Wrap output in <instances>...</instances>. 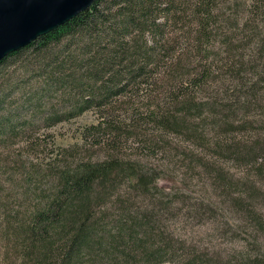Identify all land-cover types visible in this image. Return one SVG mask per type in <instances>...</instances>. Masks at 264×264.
I'll return each instance as SVG.
<instances>
[{
    "label": "trees",
    "instance_id": "obj_1",
    "mask_svg": "<svg viewBox=\"0 0 264 264\" xmlns=\"http://www.w3.org/2000/svg\"><path fill=\"white\" fill-rule=\"evenodd\" d=\"M174 27L193 34L187 42L194 49L195 59L201 62L197 66L202 71L191 79L200 84L209 79L212 71L224 66L231 69V80L238 84L237 92L230 99L220 97L213 102H209L212 97L196 102L192 98L176 97L174 106L152 108L147 117L153 126L151 139H156L157 132L182 133L184 140L209 150L215 158L242 160L243 154L252 151L255 162L257 156H262L258 151L261 145H253L249 150L245 144L222 140L219 129L235 126L238 110H245L250 102L264 107V0H94L88 9L63 25L6 56L0 61V72L25 53L39 61L45 59L47 68L42 69L45 71L38 78L33 77L38 86L34 85L27 101L34 100L37 105L45 96L57 94L65 86L74 91L68 100L72 105L67 102L62 108H54V104L47 107L51 113L42 120L44 126H49L94 105H106L111 98L123 94L133 80L155 72L160 62L176 51L175 45H169V30ZM77 33L81 35L79 40H75ZM53 47V55L47 60L45 52ZM75 51L79 53L74 55ZM58 52L60 55L65 52L64 57H57ZM231 61L238 66L233 67ZM217 62L221 66L214 65ZM62 64L69 67L58 69ZM74 68L78 70L77 78L69 73ZM55 70L58 75L54 74ZM185 78V73L180 75V84ZM83 82L90 83L91 90L83 89ZM5 95L0 96V106L6 102ZM190 112L195 114L191 116ZM10 119L0 110V133L11 127ZM197 119L209 137L197 134L199 125L194 121ZM118 129L111 122L100 120L85 127L81 139L86 142L90 130H96L93 141L110 142L113 148L114 142L125 136ZM53 168L52 193L38 198L39 203L26 222L10 223L11 240L17 249L13 253L21 264H69L72 257H76L73 264H107L106 258L110 264H161L173 259L176 264H218L223 259L206 260L174 248L161 227L164 211L146 209L153 206L151 201L144 207L137 202L126 203L120 209L125 212L117 218L103 226L99 222L103 219L96 217V208L111 198L107 190L114 186L119 189L120 180L127 181L136 194L148 196L149 200L159 196L157 181L162 172L159 168L117 156L72 161ZM217 169L220 170L214 169L217 180L229 190H237V195L232 197L234 205L239 206L252 225L238 235L240 248L225 264H264V214L238 193L239 189L244 190L237 185L241 184L238 180L230 173L229 177L223 176L221 169ZM252 185L264 195L256 184L252 182ZM95 228L101 234L90 236ZM243 240L247 241L246 245ZM4 263H8L7 257Z\"/></svg>",
    "mask_w": 264,
    "mask_h": 264
},
{
    "label": "rangeland",
    "instance_id": "obj_2",
    "mask_svg": "<svg viewBox=\"0 0 264 264\" xmlns=\"http://www.w3.org/2000/svg\"><path fill=\"white\" fill-rule=\"evenodd\" d=\"M182 31L175 30V27L169 30V45H175L176 51L168 60L161 61L155 72L133 80L123 94L111 98L106 105H94L79 115L49 126H44L42 120L51 113L47 107L54 104V108H62L67 102V105L69 102L72 105L68 100L74 91L62 87L57 94L45 96L35 105L34 100H27L34 91V85H37L33 77L37 75L38 78L45 71L42 69L47 68L45 59L39 61L25 53L1 69L0 96L5 93L3 98L6 102L0 110L5 117L7 114L11 117V127L7 126L0 133V264H5L6 257L7 264H21L13 253L17 249L11 240L10 223L26 222L39 200L52 193L55 182L53 167L59 168L72 161L103 160L109 156L139 160L162 172L157 181L159 196L151 200L148 196L136 194L125 180L119 181V189L114 186V189L107 190L111 198L96 208V217L103 219L99 221L103 222L102 226L124 213L120 209H124L126 203L132 205L137 202L144 207L151 201L153 206L149 205L146 209L164 211L160 220L162 230L178 251L206 260L223 257L217 261L218 264L227 263L236 254L237 248H240L238 235L245 229H251L252 225L239 206L234 205L232 197L237 195V190H229L221 180H217L214 169L220 171L217 169L220 168L223 176L229 177L230 173L238 180L241 184L237 185L244 187L238 193L246 203L254 204L264 214V195L252 185L253 182L264 191V107L250 102L245 110H238L235 126L226 125L219 129L222 140L245 144L249 150L253 145H261L258 151L262 156H257L255 162L251 158L252 151L243 154L242 160L223 156L215 158L209 150L184 140L182 133L157 132L156 139L152 140L153 126L148 122L150 119L147 121L152 108L174 106L176 97L178 100L192 98L195 102L212 97L209 102H213L220 97L230 99V95L237 92L235 88L238 84L231 80V69L224 66L212 71L209 79L200 84L198 80L191 79L201 74L202 69L197 66L201 62L195 59L194 49L187 42L192 32ZM76 37L75 40H79L80 33ZM53 52L54 47L45 52L47 60ZM59 53L57 57L63 58L65 52ZM214 65L221 66L218 62ZM231 65L238 66L232 61ZM61 67L58 69H66L69 65ZM77 71L74 68L69 73L77 78ZM183 73L186 78L180 84L178 79ZM54 74L58 75L57 70ZM44 83L46 85L47 81ZM89 84L83 82L81 87L91 90ZM9 100L14 101L9 103ZM206 109L211 108L206 106ZM100 120L111 122L119 128L117 131L125 134L114 142L113 148L110 142L97 144L93 141L96 136L92 135L96 130H90L92 133L88 131L90 134L86 142L81 139L84 128ZM194 121L199 125L197 134L209 137L201 126V120ZM6 219L9 221L5 222ZM100 232L99 228H95L89 235H100ZM243 242L247 244L246 240ZM75 260L76 257H72L69 264ZM106 260L110 264V260ZM174 260L161 264H176Z\"/></svg>",
    "mask_w": 264,
    "mask_h": 264
},
{
    "label": "water",
    "instance_id": "obj_3",
    "mask_svg": "<svg viewBox=\"0 0 264 264\" xmlns=\"http://www.w3.org/2000/svg\"><path fill=\"white\" fill-rule=\"evenodd\" d=\"M94 0H0V61L88 9Z\"/></svg>",
    "mask_w": 264,
    "mask_h": 264
},
{
    "label": "bare ground",
    "instance_id": "obj_4",
    "mask_svg": "<svg viewBox=\"0 0 264 264\" xmlns=\"http://www.w3.org/2000/svg\"><path fill=\"white\" fill-rule=\"evenodd\" d=\"M25 47V46H24Z\"/></svg>",
    "mask_w": 264,
    "mask_h": 264
}]
</instances>
